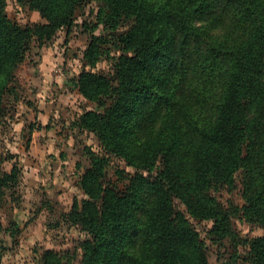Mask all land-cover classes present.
I'll return each mask as SVG.
<instances>
[{"label": "trees", "instance_id": "1", "mask_svg": "<svg viewBox=\"0 0 264 264\" xmlns=\"http://www.w3.org/2000/svg\"><path fill=\"white\" fill-rule=\"evenodd\" d=\"M16 1L45 22H14L0 0V123L31 41L97 6L78 84L96 104L79 124L99 150L85 148L84 197L59 213L85 235L42 249L35 264H209L190 219L212 221L208 239L223 246L235 218L262 233L234 264H264V0ZM107 57L111 74L91 70ZM113 157L131 169L116 166V182L105 171ZM238 173L243 203L224 204L218 194L237 187ZM18 175L17 164L0 171V208Z\"/></svg>", "mask_w": 264, "mask_h": 264}, {"label": "rangeland", "instance_id": "2", "mask_svg": "<svg viewBox=\"0 0 264 264\" xmlns=\"http://www.w3.org/2000/svg\"><path fill=\"white\" fill-rule=\"evenodd\" d=\"M96 11V2H88L76 10L71 26L59 29L49 40H32L25 59L15 69L16 89L6 98L7 110L0 123V171L8 172L17 164L19 175L13 189L5 190L6 201L0 210L9 203L26 202L30 207L29 220L45 215L33 225L39 235L35 241L26 244L21 238L13 240L20 264H35L42 249L66 248L85 235L67 220L60 217V221L59 213L67 211L75 198L84 197L80 181L90 163L85 148L99 150L95 133L79 124L81 114L95 109L96 104L83 96L78 84L80 73L90 69L84 51L91 40L88 28L95 21ZM5 12L10 20L20 24L45 22L37 10L16 0H6ZM127 27V23L122 24L118 33ZM95 33H100V29ZM91 70L111 74L113 60L102 58ZM110 161L105 171L112 182L118 179L116 166L131 170L115 157ZM239 177L238 173L233 191L218 194L224 204L230 199L242 205ZM46 201L55 209L52 215L44 206ZM176 204L182 207L178 201ZM58 219L60 225L48 226L47 222ZM190 220L205 240L209 264H234L235 255L246 254L247 239L262 233L260 227L235 218V235L224 239L223 246H217L207 236L212 221ZM10 229L19 230L11 224Z\"/></svg>", "mask_w": 264, "mask_h": 264}, {"label": "crops", "instance_id": "3", "mask_svg": "<svg viewBox=\"0 0 264 264\" xmlns=\"http://www.w3.org/2000/svg\"><path fill=\"white\" fill-rule=\"evenodd\" d=\"M28 192H30L29 189ZM5 208L0 210V264H20V261H17L19 260L17 249L12 244L13 240L21 238L26 244L35 241L39 235L33 225L45 218V215L42 217L41 214H38L39 216L35 215L29 220L30 207L26 202L22 205L9 203ZM43 212L41 211V213ZM10 224L19 230L12 233L13 229H10Z\"/></svg>", "mask_w": 264, "mask_h": 264}]
</instances>
